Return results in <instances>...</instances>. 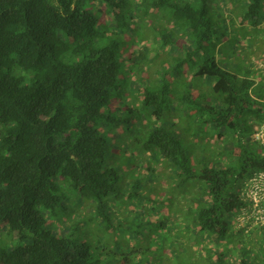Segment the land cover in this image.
<instances>
[{
    "label": "trees",
    "instance_id": "16d2710c",
    "mask_svg": "<svg viewBox=\"0 0 264 264\" xmlns=\"http://www.w3.org/2000/svg\"><path fill=\"white\" fill-rule=\"evenodd\" d=\"M258 33L264 0H0V264H111L91 236L126 198L135 237L180 218L152 264H264V224L234 225L264 171Z\"/></svg>",
    "mask_w": 264,
    "mask_h": 264
},
{
    "label": "rangeland",
    "instance_id": "374dc122",
    "mask_svg": "<svg viewBox=\"0 0 264 264\" xmlns=\"http://www.w3.org/2000/svg\"><path fill=\"white\" fill-rule=\"evenodd\" d=\"M262 47H264L263 42H262V39L260 37V34L258 33L254 36L252 48H250V50L248 51V54L250 55V57H248V58L253 59L252 62H255L256 60H258L257 58H259L260 56L264 57L262 55V51H261ZM217 57L222 58L223 56L220 55ZM257 65H259L258 62H257ZM259 66L264 68V66L262 64ZM263 124L264 123H262V125H261L262 127L264 126ZM210 141H213V139H210ZM125 200L126 201H124V204L122 203V205L118 208V210L117 209L113 210V212L115 214L114 215V221L117 222L120 220V222H122L124 225L122 227H118V228H111L105 234L103 233V235H99L97 233V234L91 236V240L97 241L98 244L102 247V249L104 248V246H102L103 240L105 239L104 237H108L110 239V244H109V247L107 250L108 254L105 257V258H107L106 260L109 261L111 264H120L122 262H125V259L128 258L129 261H131V264H136L137 262H141V264H145V263L152 264L153 261H156L157 257L162 258V261H165L167 259V256L174 257V255L170 252V250L168 248H166L165 251L163 252V255L158 250H156L153 254H147L143 258V256L146 254L145 253L146 252L145 251L146 246L153 243V238H157V241H154V242H158V245L156 243L155 246H161L160 241H161L162 237L165 236L166 238H169V236H167L163 233L166 230L165 229L167 226L166 222L168 223V225H175V224L180 222L179 221L180 218L176 219L173 215H169L167 213L162 214L159 216L157 221L164 222L163 220H167L166 222H164L163 229L159 228V230H164L163 232H161V231L153 232L150 236H145V233L140 232L142 234H140V236L135 237L136 234H133L130 230L128 231L125 227L126 226L125 224H130V226L134 227L135 224H137V222L142 218L134 217V216H132L133 214L129 215L126 212H124V210L127 206L131 207L130 209H127V210H131V211L136 208V206H135L136 203L131 202L128 198H126ZM128 216H130V218H126ZM133 217H134V219H133ZM166 218H168V219H166ZM232 238H234V240H233V242L231 241L230 244L234 246V245H236V241H235L236 236H233ZM261 238H262V233H260L259 230H257V231L253 230L249 234V243L250 244H251V242L254 243V241L257 240L258 244L259 243L264 244V242L261 240ZM242 240L243 239H241V241ZM171 247L175 248L173 246H171ZM208 247L210 249L211 247H214V246L212 244H210V245H208ZM193 249H196V248L194 247ZM198 249H202L201 252H203V248L201 246H199ZM189 251H190V248L187 247V252H189ZM187 252H185V253H187ZM166 253H168V255ZM194 253H196V252H194ZM206 253H208V252L204 251V253H203L204 259H205L204 255Z\"/></svg>",
    "mask_w": 264,
    "mask_h": 264
},
{
    "label": "built area",
    "instance_id": "2783aa9c",
    "mask_svg": "<svg viewBox=\"0 0 264 264\" xmlns=\"http://www.w3.org/2000/svg\"><path fill=\"white\" fill-rule=\"evenodd\" d=\"M264 125V124H263ZM255 140L264 145V126H260L254 134ZM242 196L251 201L248 208L243 209L234 219V225L238 229L248 232L249 224H264V208L260 205L264 201V171L254 173L247 185L243 188Z\"/></svg>",
    "mask_w": 264,
    "mask_h": 264
}]
</instances>
